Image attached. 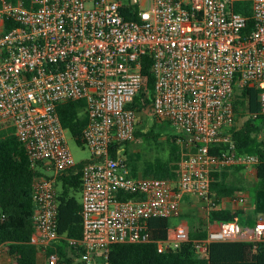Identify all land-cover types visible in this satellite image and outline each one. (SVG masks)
<instances>
[{"label": "built area", "instance_id": "obj_1", "mask_svg": "<svg viewBox=\"0 0 264 264\" xmlns=\"http://www.w3.org/2000/svg\"><path fill=\"white\" fill-rule=\"evenodd\" d=\"M0 0V127H13L32 168L48 175L33 181L37 203L31 242L45 264H109L111 246L151 240L149 218L178 217L185 195L214 207L212 172L240 166L256 176L258 156L236 151V85L261 88L264 109V0L251 3L249 17L233 9L240 0ZM144 3V2H143ZM138 4L137 18L124 9ZM155 76L152 112L172 120L190 150L179 161L176 182L133 174L124 155L135 139L138 114L131 103L145 84L143 57ZM84 99L83 130L91 157L82 167V237L69 238L64 257L47 248L61 236L57 228L58 176L77 162L67 142L57 106ZM124 194H132L123 198ZM231 197L242 207L250 195ZM252 199V198H251ZM4 216L0 209V219ZM190 240L188 219L172 224L159 252ZM215 241H264V214L253 224L237 218L211 222L205 238L194 240L205 254ZM11 252L0 244V264Z\"/></svg>", "mask_w": 264, "mask_h": 264}, {"label": "trees", "instance_id": "obj_2", "mask_svg": "<svg viewBox=\"0 0 264 264\" xmlns=\"http://www.w3.org/2000/svg\"><path fill=\"white\" fill-rule=\"evenodd\" d=\"M138 4H132L126 9L129 18H137ZM236 12L249 17L246 31L252 30L254 20L251 3L236 1L233 4ZM142 72L145 84L135 95L131 107L135 109L140 119L137 122L135 139L143 137L156 146L153 157L143 158L140 151L130 148V142L125 143L124 155L133 174L151 175L167 178L176 182L179 177V161L188 151L179 137L182 135L172 120L158 118L152 112L155 96V76L150 69L152 58L143 57ZM261 88L252 85H236L233 103L235 121L245 118L240 126L230 127L231 136L239 153H253L258 156L256 167V182L251 192V205L239 208L214 207L209 216H203L194 210L181 211L179 219L184 217L189 221L190 240L181 247L165 252H159L157 241L165 239L170 234L172 218L154 216L149 218L148 229L151 240L148 242H124L111 246L109 264H264V241L255 247L247 241H215L209 245L205 254L197 253L194 240L205 238L211 222L238 219L243 224H253L259 213L264 214V137L260 136L264 129V109L260 99ZM61 122L74 140L83 145V130L88 122L86 101L64 100L57 106ZM155 120L151 121L150 116ZM88 161L77 162L57 179L58 215L57 228L61 235L47 248V253L58 249L67 257L68 251L78 250L68 245L69 238L82 237V167ZM242 169L240 166L216 169L212 172L211 191L213 202L218 204L223 197L234 196L245 192L247 187L237 179L231 178L230 169ZM37 175H48L42 166L32 168L28 160L23 142L14 133V128L0 127V209L4 216L0 219V244L5 243L12 254L10 264H45L40 262L42 249L31 242V234L35 227L34 213L37 203L33 198V181ZM247 193V192H246ZM132 194H124L129 198Z\"/></svg>", "mask_w": 264, "mask_h": 264}, {"label": "rangeland", "instance_id": "obj_3", "mask_svg": "<svg viewBox=\"0 0 264 264\" xmlns=\"http://www.w3.org/2000/svg\"><path fill=\"white\" fill-rule=\"evenodd\" d=\"M140 2H141L140 3L141 6H144V7H149L151 4L150 0H140ZM140 117L141 116L139 115L138 119H140ZM244 119L245 118H238L231 127L240 126L243 123ZM150 120L151 121L155 120V117L151 115ZM157 121L158 122H164V120L161 119L160 117L158 118ZM7 128H9V126H7ZM66 136H67L68 145L71 149V152H72L76 162L87 160L91 157V151L86 144L79 145L74 140V138L71 136V134L69 132L66 133ZM260 136L264 137V129L261 131ZM130 148L133 149L134 151H140L142 153L143 158L153 157V155L157 151L155 144H153V142L150 140H145L143 137H139V138L132 140L131 144H130ZM189 150H190V148L188 147V151ZM187 152H185V153H187ZM229 171L231 173V178H233L235 180L237 179L239 182H241L242 184H244L247 187L245 192H247L250 195L249 200H251V192L254 190L253 187H254V183L256 182V176L253 174L247 173L243 169L234 168V169H230ZM201 204H202V202L199 199L198 200L192 199L190 202L185 203V206L182 207V211L183 212L188 211V210L191 211V208H187L186 205H189V207H192L194 209L196 206H199V209L194 210V211H196L199 214H202L203 216H206V215H204L205 213L203 212V210L201 208ZM221 204L223 207H230V208H234V209L242 207L240 204H237L236 201L231 199V197H226V200L222 201ZM183 205H184V203H183ZM250 205H251V202H248L247 206H250ZM185 219L186 218H184V217H181L179 219L172 218V222L174 224L176 222H180V221H183ZM40 262L45 263V260L40 258Z\"/></svg>", "mask_w": 264, "mask_h": 264}, {"label": "crops", "instance_id": "obj_4", "mask_svg": "<svg viewBox=\"0 0 264 264\" xmlns=\"http://www.w3.org/2000/svg\"><path fill=\"white\" fill-rule=\"evenodd\" d=\"M189 196H190V195H185V196H184V198H183V200H182V207L185 206V203L190 202L192 199H197V198L194 197V196H190L191 198H190ZM197 200H198V199H197ZM183 203H184V205H183ZM186 207H187V208H191V210H197V209H199V206H196V207L194 206L195 209L192 208V207H189V205H186ZM188 211H189V210H188Z\"/></svg>", "mask_w": 264, "mask_h": 264}, {"label": "bare ground", "instance_id": "obj_5", "mask_svg": "<svg viewBox=\"0 0 264 264\" xmlns=\"http://www.w3.org/2000/svg\"><path fill=\"white\" fill-rule=\"evenodd\" d=\"M238 193H243V192H238ZM238 193H236V194H238Z\"/></svg>", "mask_w": 264, "mask_h": 264}]
</instances>
